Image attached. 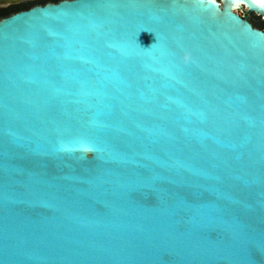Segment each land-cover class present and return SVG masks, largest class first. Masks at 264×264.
Here are the masks:
<instances>
[{"label":"water","instance_id":"obj_1","mask_svg":"<svg viewBox=\"0 0 264 264\" xmlns=\"http://www.w3.org/2000/svg\"><path fill=\"white\" fill-rule=\"evenodd\" d=\"M244 8L264 17L63 0L0 21V264H264V31Z\"/></svg>","mask_w":264,"mask_h":264},{"label":"trees","instance_id":"obj_2","mask_svg":"<svg viewBox=\"0 0 264 264\" xmlns=\"http://www.w3.org/2000/svg\"><path fill=\"white\" fill-rule=\"evenodd\" d=\"M61 1H63V0H39L36 3H28V4H24V5L13 6L9 9L1 10L0 11V19H4V18L10 17L14 14L30 10L31 8H33L35 6H44L48 3H59ZM259 29L264 30L262 28H259Z\"/></svg>","mask_w":264,"mask_h":264},{"label":"rangeland","instance_id":"obj_3","mask_svg":"<svg viewBox=\"0 0 264 264\" xmlns=\"http://www.w3.org/2000/svg\"><path fill=\"white\" fill-rule=\"evenodd\" d=\"M39 0H25V1H22L20 3H17V4H13V5H9V6H0V11L1 10H6V9H9L13 6H17V5H24V4H28V3H36L38 2ZM249 17V21L252 25L256 26L257 28H262L264 29V21L262 20V18L260 17H256L254 15H250L248 16ZM2 19H0L1 21Z\"/></svg>","mask_w":264,"mask_h":264},{"label":"bare ground","instance_id":"obj_4","mask_svg":"<svg viewBox=\"0 0 264 264\" xmlns=\"http://www.w3.org/2000/svg\"><path fill=\"white\" fill-rule=\"evenodd\" d=\"M2 5H4L2 2H0V6H2ZM238 12V14H243V15H248V16H250V15H254V16H256V17H258V15L257 14H255V13H252V14H248V11L244 8L243 10H240V11H237ZM246 13V14H245ZM263 18V17H262Z\"/></svg>","mask_w":264,"mask_h":264},{"label":"built area","instance_id":"obj_5","mask_svg":"<svg viewBox=\"0 0 264 264\" xmlns=\"http://www.w3.org/2000/svg\"><path fill=\"white\" fill-rule=\"evenodd\" d=\"M241 17H244L245 15L243 14H239ZM262 18V17H261ZM262 20L264 21V17L262 18ZM264 31V30H263Z\"/></svg>","mask_w":264,"mask_h":264},{"label":"snow or ice","instance_id":"obj_6","mask_svg":"<svg viewBox=\"0 0 264 264\" xmlns=\"http://www.w3.org/2000/svg\"><path fill=\"white\" fill-rule=\"evenodd\" d=\"M259 2H260L262 5H264V0H259Z\"/></svg>","mask_w":264,"mask_h":264},{"label":"flooded vegetation","instance_id":"obj_7","mask_svg":"<svg viewBox=\"0 0 264 264\" xmlns=\"http://www.w3.org/2000/svg\"><path fill=\"white\" fill-rule=\"evenodd\" d=\"M253 26H254V25H253ZM254 28L259 29V28H257L256 26H254Z\"/></svg>","mask_w":264,"mask_h":264}]
</instances>
